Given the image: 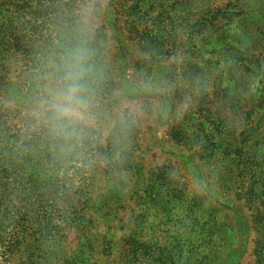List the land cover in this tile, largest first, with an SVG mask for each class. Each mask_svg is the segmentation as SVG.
<instances>
[{
    "label": "rangeland",
    "instance_id": "1",
    "mask_svg": "<svg viewBox=\"0 0 264 264\" xmlns=\"http://www.w3.org/2000/svg\"><path fill=\"white\" fill-rule=\"evenodd\" d=\"M85 8L81 180L76 148L44 125L50 149L32 143L30 111ZM12 144L26 181L70 188V223L50 231L68 197L45 192L0 264H264V0H0V164Z\"/></svg>",
    "mask_w": 264,
    "mask_h": 264
},
{
    "label": "clouds",
    "instance_id": "2",
    "mask_svg": "<svg viewBox=\"0 0 264 264\" xmlns=\"http://www.w3.org/2000/svg\"><path fill=\"white\" fill-rule=\"evenodd\" d=\"M79 16L72 39L63 46L58 61L52 63L51 71L44 78L42 94L30 111L31 117L61 140L68 152L77 146L84 130L94 122L90 11L85 8Z\"/></svg>",
    "mask_w": 264,
    "mask_h": 264
},
{
    "label": "trees",
    "instance_id": "3",
    "mask_svg": "<svg viewBox=\"0 0 264 264\" xmlns=\"http://www.w3.org/2000/svg\"><path fill=\"white\" fill-rule=\"evenodd\" d=\"M43 125L38 127V131L34 133V137L32 139V143L36 144V146L43 148L44 150L50 149L48 145L50 142L48 141V136L43 132ZM8 137H14L12 135H8ZM16 138V136H15ZM24 141V140H23ZM19 143V141H17ZM14 150H9V157L5 156L2 164H0V232L2 234L1 240L4 243L5 251L2 253V256H8V252H11V247L13 243L16 241L14 236L12 237V230L15 229L17 222V218L22 215H28L33 213L36 210L35 207L38 208L43 204L42 197L43 194L46 193H54L59 198V194L65 195L68 198H59L63 203H67L62 205L59 208V212L61 211L62 215L57 222V225L52 228L49 226L50 231L56 230L58 233H62L66 226L70 223V218L67 217V205L70 202V198L68 195L67 184L61 180L52 179L51 181L43 184L39 183L37 180L35 182L26 181L24 179V174L21 172L19 166L20 160L19 157L20 149L17 144H12ZM23 145V143H22ZM94 146V140L89 136H83L82 140L77 144L76 154L73 157L76 163L79 165H74L73 169L79 175L81 180L86 179L91 166L90 161L93 156L96 155L97 150H99ZM2 148V149H1ZM5 146L1 147L0 150H4ZM97 149V150H96ZM95 150L96 152H93ZM1 152V151H0ZM51 153L48 152V155ZM1 155V154H0ZM108 157V156H107ZM88 159L90 161H88ZM42 188V189H41ZM41 192V193H40ZM39 193V195H38ZM11 194H15L14 199L8 198ZM69 199V200H68ZM53 206L58 205L57 200H52ZM43 209L41 211L44 213V218H48L51 215L47 216V207L42 206Z\"/></svg>",
    "mask_w": 264,
    "mask_h": 264
}]
</instances>
